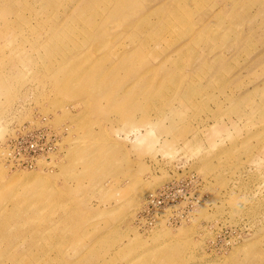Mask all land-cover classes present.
Listing matches in <instances>:
<instances>
[{
    "label": "rangeland",
    "instance_id": "rangeland-1",
    "mask_svg": "<svg viewBox=\"0 0 264 264\" xmlns=\"http://www.w3.org/2000/svg\"><path fill=\"white\" fill-rule=\"evenodd\" d=\"M0 264H264V0H0Z\"/></svg>",
    "mask_w": 264,
    "mask_h": 264
},
{
    "label": "bare ground",
    "instance_id": "bare-ground-1",
    "mask_svg": "<svg viewBox=\"0 0 264 264\" xmlns=\"http://www.w3.org/2000/svg\"><path fill=\"white\" fill-rule=\"evenodd\" d=\"M14 255V254H13ZM15 257V256H14Z\"/></svg>",
    "mask_w": 264,
    "mask_h": 264
}]
</instances>
